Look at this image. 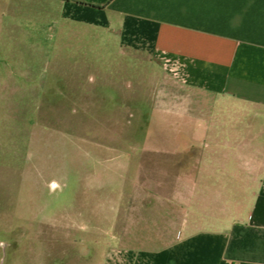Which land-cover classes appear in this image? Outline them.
Returning a JSON list of instances; mask_svg holds the SVG:
<instances>
[{
    "label": "rangeland",
    "instance_id": "1",
    "mask_svg": "<svg viewBox=\"0 0 264 264\" xmlns=\"http://www.w3.org/2000/svg\"><path fill=\"white\" fill-rule=\"evenodd\" d=\"M120 38L64 18L60 0H0V264H105L124 238L238 217L233 192L249 184L206 161L243 160L233 144L264 120L212 104Z\"/></svg>",
    "mask_w": 264,
    "mask_h": 264
},
{
    "label": "crops",
    "instance_id": "2",
    "mask_svg": "<svg viewBox=\"0 0 264 264\" xmlns=\"http://www.w3.org/2000/svg\"><path fill=\"white\" fill-rule=\"evenodd\" d=\"M60 1L64 18L115 25L125 52L148 57L175 82L216 99L212 104L231 103L264 120V0ZM206 108L209 117L212 108ZM256 124L247 125L245 142L233 144L243 160L206 161L207 167L232 168L231 183L249 184L233 192L234 200L244 198L232 209L237 218H227L222 208L203 223L188 221L179 233L169 227L164 237L124 238V247L110 246L105 264H264V127ZM159 224L152 219L144 230L158 232Z\"/></svg>",
    "mask_w": 264,
    "mask_h": 264
}]
</instances>
